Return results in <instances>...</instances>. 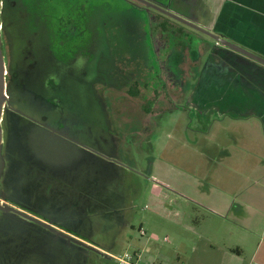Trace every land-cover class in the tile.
<instances>
[{
    "label": "rangeland",
    "instance_id": "374dc122",
    "mask_svg": "<svg viewBox=\"0 0 264 264\" xmlns=\"http://www.w3.org/2000/svg\"><path fill=\"white\" fill-rule=\"evenodd\" d=\"M1 1L0 56L11 69L32 30L25 17L17 29ZM47 1L65 11L60 25L68 29L56 26L54 34L65 40L56 50L70 58L58 79L74 108L59 119L51 104L35 101L28 109L36 120L26 124L11 125L4 114L0 196L31 218L0 212V264H115L110 254L125 250H138L143 262L198 264L196 250L217 227L209 206L237 175L233 165L246 167L237 138L249 140L253 126L219 133L218 143L201 136L200 114L186 96L199 42L160 24L159 11L136 0ZM217 1L207 0L208 14ZM31 35L41 78L54 71L42 44L48 32Z\"/></svg>",
    "mask_w": 264,
    "mask_h": 264
},
{
    "label": "crops",
    "instance_id": "0c3cea01",
    "mask_svg": "<svg viewBox=\"0 0 264 264\" xmlns=\"http://www.w3.org/2000/svg\"><path fill=\"white\" fill-rule=\"evenodd\" d=\"M177 2L181 3L164 8L264 58V0H218L211 14L206 11L207 0ZM205 14L209 17L203 20ZM159 17L160 24L169 21L176 34L199 42V54H194L186 70L195 80L186 96L187 104L200 114L201 136L218 143L219 133L244 124L253 126L249 140L238 137L239 145L234 143L246 152L243 160L246 154L249 160L244 161L245 168L233 165L237 175L220 186V196L209 206L217 227L204 237L194 260L198 264H264V63L229 46L213 45L206 34L163 13ZM251 116L256 118L254 123L247 121ZM226 156L231 158L229 152ZM158 264L170 263L161 258Z\"/></svg>",
    "mask_w": 264,
    "mask_h": 264
},
{
    "label": "flooded vegetation",
    "instance_id": "af4514ba",
    "mask_svg": "<svg viewBox=\"0 0 264 264\" xmlns=\"http://www.w3.org/2000/svg\"><path fill=\"white\" fill-rule=\"evenodd\" d=\"M7 3L11 6V12L9 15H14L13 22L17 29H23L26 21L23 17L28 20L27 27L31 29L30 34L27 35L28 38H25V46L22 47L21 56H18L14 60V66L10 69L9 64L3 60V67L5 69L2 80V89L1 95L2 99L0 101V145L3 143V134H2V123L4 121V114L9 113L10 123L16 124H26L27 122H33L36 120V117L32 116L33 112L28 109L30 108L35 101L51 104L52 108L56 109L60 114L59 119H65L64 113H68L74 108V101L68 99L64 100V91L62 90V79L59 80V68L63 66V62L66 59L59 53L56 49L61 48L65 44V40L61 37H55V27L60 26V21L62 22V16L65 15V11L50 9V2L47 0H6ZM138 2V1H137ZM0 4L2 1L0 0ZM52 12V13H51ZM54 12H58L59 16L55 17ZM68 13V12H67ZM8 15V16H9ZM70 15V14H69ZM72 19V27L74 22L77 20L75 16H69ZM69 21V19H65ZM5 24V20H4ZM68 22L67 25H69ZM0 24V30L2 29ZM6 26V24H5ZM77 26V25H75ZM68 29V28H67ZM78 30V29H77ZM49 31L54 35L50 37ZM38 32H48V38L42 42L43 49L47 54V59L54 64V71L50 74H44L41 78L35 76L34 71L38 66L39 58V47H37L38 42L35 39H29L36 35ZM20 45L22 43H19ZM24 49V51H23ZM69 62V61H68ZM19 67V68H18ZM22 70L23 76H18V70ZM12 73V75H10ZM18 74V75H17ZM70 97V94H68ZM28 103L24 105V103ZM65 102L68 105H65ZM25 110L26 112H24ZM45 118V117H43ZM1 153V146H0ZM2 166V160L0 157V168ZM2 202L0 203V212H12L13 210L4 209L12 207L7 201V199L0 196ZM14 208V207H12ZM15 212V211H14ZM17 213V212H16ZM1 242V239H0ZM0 252L1 245H0Z\"/></svg>",
    "mask_w": 264,
    "mask_h": 264
},
{
    "label": "water",
    "instance_id": "95a60500",
    "mask_svg": "<svg viewBox=\"0 0 264 264\" xmlns=\"http://www.w3.org/2000/svg\"><path fill=\"white\" fill-rule=\"evenodd\" d=\"M136 1L142 3V4H143L145 7H147V8H153V9H155V10H157V11H159V12H161V13H163V14H165V15H167V16H169V17H171V18H173V19H175V20H177V21H179V22L184 23V24H186V25H188V26H190V27H192V28H194V29H196V30H198V31H200V32H202V33H204V34H206L207 36H209V37L212 38V39H219L221 45L229 46V47H231V48H233V49L239 51L240 53H242V54H244V55H246V56H249V57H251V58H253V59L258 60L259 62L264 63V58H263L262 56H260V55H258V54H255V53H253V52H251V51H249V50H247V49H245V48H242V47H240V46H237V45H235V44H233V43L227 41L225 38L221 37L220 35H218V34L212 32V31H209V30H207V29H205V28H203V27H201V26H199V25H196V24L190 22L189 20H187V19H185V18H183V17H180V16H178V15H176V14L170 12L169 10H167V9H165V8H160V7L154 5V4H152V3H150V2H148V1H146V0H136ZM2 72H3V63H2V60H1V56H0V101H1V99H2V95H1L2 80H3V79H2V78H3ZM0 207H1V206H0ZM5 207H6V205H4V209H6V210H7V209H10V210H13V211H15V212L21 214L22 216H24V217H26V218H29V219L31 218L29 215L24 214L23 212H21V211H19V210H15V209L12 208V207H8V208H5ZM35 221H36V220H35ZM37 222H38V221H37ZM39 223H40L41 225L45 226V227H49L48 224H44L43 222H40V221H39Z\"/></svg>",
    "mask_w": 264,
    "mask_h": 264
},
{
    "label": "built area",
    "instance_id": "2783aa9c",
    "mask_svg": "<svg viewBox=\"0 0 264 264\" xmlns=\"http://www.w3.org/2000/svg\"><path fill=\"white\" fill-rule=\"evenodd\" d=\"M214 42L217 45L220 44L219 39H214ZM1 202L2 199H0V203ZM139 232L141 235L145 233L142 228L139 229ZM110 257L114 260L115 264H156L150 261L143 262L141 260V253L138 250H133V251L125 250L119 254H110Z\"/></svg>",
    "mask_w": 264,
    "mask_h": 264
}]
</instances>
